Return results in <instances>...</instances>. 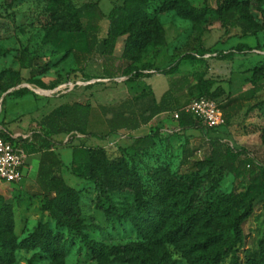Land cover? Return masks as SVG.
<instances>
[{
  "label": "trees",
  "instance_id": "obj_1",
  "mask_svg": "<svg viewBox=\"0 0 264 264\" xmlns=\"http://www.w3.org/2000/svg\"><path fill=\"white\" fill-rule=\"evenodd\" d=\"M18 1L12 0L13 3ZM263 4L264 0H220L217 6L212 7L197 6L191 0H158L152 10L151 0H122L106 15L109 28L100 41V52L106 56L115 39L123 38L120 53L125 64L123 73L134 81L143 75V70L154 65L146 60L147 57L156 58L168 44L161 14L174 12L189 21L199 40L208 26L214 23L220 24L224 34L229 35L230 29L236 26L240 30L239 36L256 37L264 33V22L258 21L253 12L261 11ZM84 6L94 7V4L86 3ZM42 15L41 45L53 43L64 33L86 30L81 8L72 0H47ZM100 16L105 15L100 12ZM212 47L206 51L217 53ZM248 49L246 43H239L236 47L241 52ZM69 55H73L81 66L82 59L75 48L65 52L55 65L64 62ZM27 56H31V62ZM34 56H37L36 52L22 51L18 57L20 69L10 71V84H3L5 73H0L3 92L24 82L45 87V82L38 76L45 74L46 69L35 72ZM185 58L196 59V56L186 53L182 56ZM23 70L28 71V78L24 77ZM249 70L251 89L237 97L227 93L225 103L220 98L227 91L221 85L215 86L218 80L205 77V73L193 72L172 78L170 89L154 106L152 113L179 111L176 130L202 129L201 122L192 115L182 108L171 107L173 95L189 85L191 80H196L202 95L220 101L225 124H228L231 118L228 112L232 111L228 109L233 108L237 99H250L263 90L264 59ZM18 92V96L32 93L26 87L18 89ZM129 101H124L121 107L128 109ZM256 109L259 121L246 127V131L259 133L264 144V110L260 102L251 105L250 111ZM102 110L105 116L111 114L106 117L108 132L101 136L103 139L116 134L120 127L137 121L132 114L125 115L124 111H115L114 107L111 112L107 111L109 107L103 106ZM92 111L90 103L62 104L48 113L41 125L49 135L67 134L83 141L90 134L100 136L89 130ZM141 116L143 121L146 120ZM163 129L156 127L147 136L119 147L117 156H111L102 146L70 143L67 146L72 150V158L68 164L58 158L55 146L49 144L41 154L38 176L45 191L44 210L50 221H39L27 236L19 239L14 199L0 194V264H14L19 249L33 251L28 264L42 259L48 260V264H64L75 238L80 250H85L94 264H179L175 255L186 264H264V234L255 251H247L244 259L239 255L247 238L244 224L252 217L256 201H260L264 216V164L245 159L244 148L235 149L227 143L221 145L219 137H208L212 148L201 158L192 159L187 141L178 144L182 148V162L190 166L185 172H177L171 162L179 135L173 133L163 137ZM1 134L10 139L6 132ZM30 144L31 141H26L24 146L32 155L37 151ZM62 169L71 170L93 186L95 198L91 189L69 184L60 173ZM224 173L245 182L244 189L216 193ZM124 193L130 194L132 207L120 210L113 196ZM85 197H90L88 205L84 202ZM99 213L102 214L100 221L95 216ZM107 233L129 238L124 242L109 243L102 238Z\"/></svg>",
  "mask_w": 264,
  "mask_h": 264
},
{
  "label": "rangeland",
  "instance_id": "obj_2",
  "mask_svg": "<svg viewBox=\"0 0 264 264\" xmlns=\"http://www.w3.org/2000/svg\"><path fill=\"white\" fill-rule=\"evenodd\" d=\"M72 1L81 8L86 30L75 34L64 33L53 43L41 45L43 37L41 24L44 20L42 12L47 0H20L15 3L12 0H0V73H5L3 84H10V71L20 69L21 63L18 57L22 51L37 53L32 60L35 72L38 69H46V73L41 76L46 84L45 87L24 82L4 92L0 89V125L11 134L31 139L30 147L37 151L30 155L29 166L23 181L10 183L6 186L7 189L0 187V194L14 199L16 234L19 239L27 236L39 221H50L48 213L44 210L45 191L38 176L42 152L49 144H53L58 158L68 164L72 158V150L67 145L84 142L88 146L106 148L111 156L119 155L118 148L129 145L132 139L126 134L127 131L106 139L101 138L108 132V123L106 118L98 116V112H103V106L109 107L107 111L111 112L110 109L113 106L129 101L137 89L145 87L144 82H132L133 78L129 79V76L123 73L125 64L120 58L123 38L115 39L111 51L106 56L100 52V41L109 28L106 15L115 5L121 4L122 0ZM191 1L197 6L210 5L212 7L220 2V0ZM86 3H93L94 7L85 8ZM157 4L158 0H151V9H155ZM100 12L105 16H100ZM253 15L258 21L264 22V4L261 11H254ZM160 17L167 30L170 50L164 51V54L157 59L158 64L164 66L171 59L170 55L174 54L176 47H179L182 53L184 50H194L196 47L209 48L217 43L212 48L218 53L214 58L220 66L213 75L219 78L218 82L220 78L226 82V95L220 98L222 103H225L227 93L237 97L241 95V92L239 93L241 89L245 88V91L251 89L252 85L248 80L251 74L249 69L264 59V33H259L256 37H241L239 28L234 26L228 35L224 34V29L219 23H214L208 26L201 40L197 38L196 33L189 41L187 40L188 35L193 31L189 21L176 16L174 12L161 14ZM239 43H246L249 49L243 52L237 51L236 47ZM70 48L79 51L82 59L81 66L76 63L73 55H69L64 62L56 66L55 63ZM27 60L31 62V56H27ZM146 60L153 61L151 55ZM27 72V70L23 71L25 78L29 77ZM24 87L30 89L32 93L18 96L20 92L18 89ZM201 95L202 93L192 91L191 99ZM76 101L91 104L93 111L89 115V130L100 136L90 134L81 141L79 137L72 135L47 134L41 125L42 119L54 108ZM258 102L264 110V87L250 99H237L232 105L233 108L228 109V111L232 110L230 125L225 124L217 129H209L202 125L204 129H191L183 133L179 129L176 130L177 119L173 118V113H169L164 118L166 127L162 131L163 137L166 134L177 133L178 142L181 145L185 141L188 142V148L190 152L192 151V159L209 154L212 146L208 137H219L222 141L221 145L227 143L235 149L244 148L246 152L243 157L245 159L249 158L256 163L264 164V144L259 134L246 131V127L259 121L258 110L250 111L251 105ZM181 150V146L177 145L171 162L174 170L180 173L185 172L190 166L189 163L182 162ZM60 173L72 186L91 189L94 195L91 196L95 198L92 191L93 186H90L88 182L78 178L69 169H62ZM244 183L242 180L235 179L232 174L224 173L215 192L241 191L245 187ZM113 198L120 210L132 207V198L128 193L116 194ZM84 202L88 205L90 197H85ZM95 216L99 221L102 219L101 213ZM244 231L247 238L239 252L242 259L245 258L247 251L256 250L258 240L264 234V216L260 201H256L254 213L244 224ZM102 238L109 243H118L126 241L129 237L107 233ZM74 241L76 242L70 247L64 264H94L88 253L83 249L80 250L78 239L75 238ZM32 254L33 251L19 249L14 264H28ZM175 257L179 259V264H186L177 255ZM34 264H48V260H38Z\"/></svg>",
  "mask_w": 264,
  "mask_h": 264
},
{
  "label": "crops",
  "instance_id": "obj_3",
  "mask_svg": "<svg viewBox=\"0 0 264 264\" xmlns=\"http://www.w3.org/2000/svg\"><path fill=\"white\" fill-rule=\"evenodd\" d=\"M194 34H196V32L191 31L188 35L187 40L194 37ZM203 48L196 47L194 50L189 48L191 50H184L181 53L179 47H176L174 54L170 55L171 59L166 62L165 64L166 66L164 65L165 66L164 67L163 65L157 63V59L164 54V51L170 50L169 41H168L167 46L161 49L158 56L153 59L152 63L154 65L149 69L143 70V75L140 78L134 80L137 83L141 81L144 82L145 87L142 89L136 88L137 91L129 99L130 100L129 108L123 109L121 107L124 101L120 102L118 106H113L115 108V111H124L125 115L132 114V116H135L137 118V121H134L128 126L120 127L116 134H120L122 131H127L126 134L133 141V139L147 136L156 127H162V128L166 127L165 126L166 121L164 120V118L168 116L170 111L162 110L158 113L153 114L152 109L156 104H159L162 101L164 95L170 89V82L172 78H178L182 75H186V74L188 75L193 72L194 73L201 72V73H205V77L208 78L212 77L218 80L219 78L216 77V75H213V73L216 72V70L220 66L218 62L217 63L215 62L216 58H214L215 56H217V53L206 51L208 47L207 48L205 47L204 49ZM202 52H204L205 54L201 55ZM186 53L195 55L196 59H191V58L182 59V56ZM212 67L214 68L212 69ZM41 76L38 77L42 78ZM220 81L217 82L215 86L221 85L225 90H227L225 87L226 82H223L222 78H220ZM245 90L246 89L243 88L241 89V91H239V93L241 92L240 94H242V92ZM192 91H197L198 93H202L196 80H191L189 85L185 86L181 90H178L173 95L171 107L183 108L185 105L191 102L193 99V98L191 99ZM229 113L230 115L232 114V112H228V114ZM99 115L101 116V118L110 117L108 115L105 116L102 112L101 113L98 112V116ZM141 115H143L146 120L143 121ZM229 123L227 125H230ZM184 132L186 131H183V133ZM114 135L115 134H113L112 136ZM178 144L180 143L177 142V145Z\"/></svg>",
  "mask_w": 264,
  "mask_h": 264
},
{
  "label": "built area",
  "instance_id": "obj_4",
  "mask_svg": "<svg viewBox=\"0 0 264 264\" xmlns=\"http://www.w3.org/2000/svg\"><path fill=\"white\" fill-rule=\"evenodd\" d=\"M181 110L209 129H217L226 123L220 101L205 95L193 99ZM173 115L178 118L179 111H175ZM1 132H6L10 139L2 136ZM26 141L30 142L31 139L11 134L0 125V187L7 189L6 186L10 183L23 181L30 159L24 146Z\"/></svg>",
  "mask_w": 264,
  "mask_h": 264
}]
</instances>
